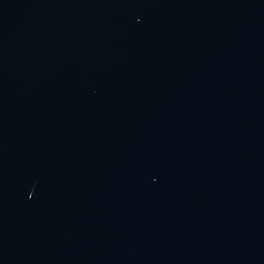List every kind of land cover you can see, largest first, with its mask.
Wrapping results in <instances>:
<instances>
[{"label":"water","instance_id":"95a60500","mask_svg":"<svg viewBox=\"0 0 264 264\" xmlns=\"http://www.w3.org/2000/svg\"><path fill=\"white\" fill-rule=\"evenodd\" d=\"M0 264H264V0H0Z\"/></svg>","mask_w":264,"mask_h":264}]
</instances>
